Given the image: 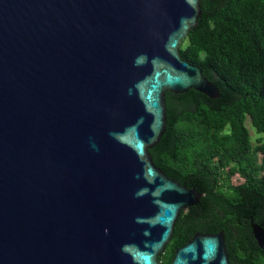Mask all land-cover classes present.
Masks as SVG:
<instances>
[{
	"label": "water",
	"instance_id": "1",
	"mask_svg": "<svg viewBox=\"0 0 264 264\" xmlns=\"http://www.w3.org/2000/svg\"><path fill=\"white\" fill-rule=\"evenodd\" d=\"M201 1L0 0V264H162L203 196L153 161L165 96L220 97L180 53ZM171 264H231L224 233Z\"/></svg>",
	"mask_w": 264,
	"mask_h": 264
},
{
	"label": "trees",
	"instance_id": "2",
	"mask_svg": "<svg viewBox=\"0 0 264 264\" xmlns=\"http://www.w3.org/2000/svg\"><path fill=\"white\" fill-rule=\"evenodd\" d=\"M202 16L182 42V59L219 89L165 96L167 130L150 153L182 186L203 194L180 212L165 252L197 233L223 232L231 264H264L252 225L264 228V0H202ZM261 135L253 143L247 121ZM239 176L241 183L234 184Z\"/></svg>",
	"mask_w": 264,
	"mask_h": 264
},
{
	"label": "rangeland",
	"instance_id": "3",
	"mask_svg": "<svg viewBox=\"0 0 264 264\" xmlns=\"http://www.w3.org/2000/svg\"><path fill=\"white\" fill-rule=\"evenodd\" d=\"M247 127L250 131V134H251V137H252V141L253 143H257V140L261 137V135H259L257 132H256V129L252 126L250 120L247 121ZM242 182V179L239 178V176H235V178H233V183L234 184H237V183H241Z\"/></svg>",
	"mask_w": 264,
	"mask_h": 264
},
{
	"label": "flooded vegetation",
	"instance_id": "4",
	"mask_svg": "<svg viewBox=\"0 0 264 264\" xmlns=\"http://www.w3.org/2000/svg\"><path fill=\"white\" fill-rule=\"evenodd\" d=\"M207 234H210V233H207ZM181 247H182V246H181ZM179 248H180V247H179ZM177 249H178V248H177ZM177 249H176V250H177Z\"/></svg>",
	"mask_w": 264,
	"mask_h": 264
}]
</instances>
